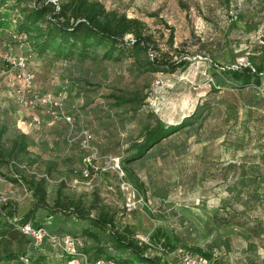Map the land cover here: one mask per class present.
<instances>
[{
    "label": "rangeland",
    "instance_id": "1",
    "mask_svg": "<svg viewBox=\"0 0 264 264\" xmlns=\"http://www.w3.org/2000/svg\"><path fill=\"white\" fill-rule=\"evenodd\" d=\"M99 1L108 10L141 20L151 36L148 53L177 66L169 71L159 63L150 71L132 58H73L64 63L50 54H31L32 91L59 97L58 119L39 105L22 109L12 95L17 82L0 78V210L23 216L36 200L27 181L43 177L45 206H38L29 221L43 223L50 216L49 229L75 233L86 248L98 244L114 250L109 229L84 217L94 214L88 209L97 196L113 213L115 226L128 225L139 242H148L150 230L158 226L178 247L210 250L213 264H264V233L253 237L215 212L234 179L222 180L221 167L232 161L243 163L244 172H264V83L237 87L230 80L218 81L220 64L264 62V0ZM16 14L0 9L1 68L8 66L5 54L30 49L25 40L11 36ZM124 91L138 99L113 104L109 94ZM201 102L210 106L201 123L183 128L143 160L127 163L142 182L143 192L138 193L123 164L142 127L156 118L177 123ZM32 114L41 118L40 124L32 121ZM13 132L25 147L10 154ZM253 213L264 219V198ZM121 252L131 264H152L128 250ZM30 253L38 264L63 263V256L46 246ZM143 255L180 264L154 247Z\"/></svg>",
    "mask_w": 264,
    "mask_h": 264
},
{
    "label": "trees",
    "instance_id": "2",
    "mask_svg": "<svg viewBox=\"0 0 264 264\" xmlns=\"http://www.w3.org/2000/svg\"><path fill=\"white\" fill-rule=\"evenodd\" d=\"M26 3L27 0H0V9H4L6 12L16 10L13 32L24 35L27 45L38 57L50 54L52 58L62 60L64 63L73 58L81 61L84 59L119 61L122 58H132L143 70L150 71L157 69L159 63H163L169 71L174 70L177 66V64L168 61L160 62L156 56L148 53L151 36L144 32V24L141 20L129 17L125 13H119L114 9L108 10L99 0H57V2L34 0L32 5ZM231 21V24L236 23L235 19ZM127 35H130L131 38H126ZM169 39L171 42L172 32ZM223 41L225 42V40ZM219 75L218 81L230 80L236 83L237 87L248 84L259 86L264 83V62L236 61L234 64H220ZM109 97L115 105L138 99L136 93L130 91H124L122 94L110 93ZM209 111V104L201 102L189 115L177 123L167 124L156 118L153 123L145 124L142 127L138 140L133 141L130 145L132 151L124 160L126 164H123L125 173L138 193L143 192L142 182L127 166V163L143 160L148 153L159 151L164 142L170 141L183 128L188 129L199 122L201 123ZM3 134L4 129H0V157L2 156ZM24 147L22 140L15 139L12 141L9 152L12 154L14 150L21 151ZM243 169V163L236 164L232 161L220 168L222 180H227L229 177H234V179L229 184L227 195L219 199L218 209L215 212L221 214L220 219L223 222L239 226L247 233H251L253 237L260 238L264 233V219L253 212L264 198V172H255L252 168L251 172H244ZM27 182H29L32 195L36 199L35 204L21 217H15L12 209L3 213L0 210V264H12L13 262L21 264L18 257L25 254H28L29 264H38L37 260L36 262L32 260L30 252L34 249L41 250L45 246L49 247L46 244L34 246L31 240L16 227V223L32 219L38 206H45L43 202L45 197L44 178L39 177ZM62 210L68 213L67 210ZM88 210L94 211V214L89 212L84 216L91 225L109 229L108 242L113 246V251H106L98 244L91 248L93 249L91 251L90 248L85 247L81 237L75 233L56 229L49 230L72 234L78 238L82 249L93 256L113 257L114 254L121 255L122 250H128L140 260L157 264L158 260L143 255L145 249L154 247L163 253H171L177 248H183L211 260L212 252L210 250L189 246L178 247L174 238L162 227L157 226L150 230L148 242H139L133 237L128 225L115 226L113 213L104 204L97 201V196H93ZM85 232L93 234L90 229ZM91 237L96 240L95 234ZM121 256L122 259H128ZM215 263L219 264L220 262L216 261Z\"/></svg>",
    "mask_w": 264,
    "mask_h": 264
},
{
    "label": "built area",
    "instance_id": "3",
    "mask_svg": "<svg viewBox=\"0 0 264 264\" xmlns=\"http://www.w3.org/2000/svg\"><path fill=\"white\" fill-rule=\"evenodd\" d=\"M11 36L14 39L24 40V35L16 32H12ZM28 51L20 55L5 54L8 66L6 68L0 67V78L5 77L9 83L17 82L12 90V95L22 109L29 110L35 107V105H39L44 107V111L51 115V117L58 119L62 113L59 97L51 92L38 94L32 91L34 75L28 65L32 51L30 49ZM31 119L36 124L41 123V118L36 114H32ZM22 167L25 166L23 165ZM50 218L49 216L47 221L37 224L31 221H23L16 223V227L25 237L31 240L34 246L46 244L54 252L63 256L62 264H131L128 259L116 258L114 256L107 257L106 255H90L82 249L80 241L72 234L67 232L57 233L49 230ZM27 255H20L18 257L21 264H29ZM171 255L175 256L180 264H213L210 259L183 248H177L171 252ZM157 264L168 263L158 261Z\"/></svg>",
    "mask_w": 264,
    "mask_h": 264
},
{
    "label": "crops",
    "instance_id": "4",
    "mask_svg": "<svg viewBox=\"0 0 264 264\" xmlns=\"http://www.w3.org/2000/svg\"><path fill=\"white\" fill-rule=\"evenodd\" d=\"M25 53H26V52H25ZM31 54L34 55L33 52H32ZM2 80H4V78H3ZM21 123H22V122H21ZM13 134H14V137H13V138H14V140H15V139H16V136H15L16 134H15L14 132H13Z\"/></svg>",
    "mask_w": 264,
    "mask_h": 264
}]
</instances>
